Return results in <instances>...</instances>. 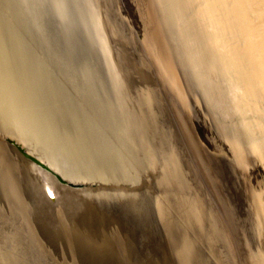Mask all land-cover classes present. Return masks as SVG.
<instances>
[{"label": "rangeland", "instance_id": "1", "mask_svg": "<svg viewBox=\"0 0 264 264\" xmlns=\"http://www.w3.org/2000/svg\"><path fill=\"white\" fill-rule=\"evenodd\" d=\"M194 3L188 2L187 12L177 0H0V38L8 36L12 44L11 47L7 43L10 56H16L17 47L29 54L25 64L34 69V82L41 88L37 98L34 97L37 112L50 115L51 111L46 109H63L77 115L80 126L101 129L114 145L117 143V148H131L132 154L138 153L149 164L135 173L137 179H133L134 169L129 171L131 178H125L121 170L127 165L118 163L115 153L105 155L107 159L90 153L78 157L75 153L69 154L67 159L60 154L70 168L78 164L79 169L93 170L80 174L82 179L122 183L131 179L148 189L139 196L138 192L126 189L116 192L88 186L85 181H75L77 174L46 160L45 150L23 137L20 128L27 125L23 117L14 123L13 130L8 129L12 122L9 115L4 124L0 123V235L5 237L0 241V252L4 256L13 252L14 241L19 244L36 240L34 231L30 230L31 234L25 231L11 241L7 234L13 231L6 227L11 223L20 226L32 222L31 217L27 220L18 211L31 204L28 192L34 189L40 192L44 187L47 192L56 191L54 201L57 192L70 196L76 205L72 201L69 204L78 213L83 208L77 206L79 200L73 195L86 201L85 207L89 201L100 205L110 203L115 197L124 202L127 198L134 201L139 211L150 214L149 221L144 222H149L153 231L139 258L151 264L159 260L158 264H264V240L257 228L256 214L252 208L245 213L231 208L234 205L254 207L251 189H262L264 174L259 170L251 176L245 170L249 164L236 157L230 166L241 167V182L236 186L230 180V173L208 152V149L220 150L225 141L234 143L238 138L240 143L244 141L239 103L246 95L245 90L238 77L226 79L222 73L213 77L203 70L197 72L188 63L186 49L191 50L195 59L207 49L206 33L189 19ZM47 91L52 93L48 108L44 107L45 99H49L45 95ZM4 106L16 109L8 103L0 108ZM19 106L17 109H26L22 103ZM251 116L261 118L260 112ZM116 130L119 132L114 133ZM109 143L107 147L114 148ZM149 147L155 149L150 151ZM135 159L129 163L137 164L139 160ZM24 165L32 166L31 181H26L30 178L23 174ZM147 170H152L153 177L147 174L150 182L143 179ZM58 184L68 187L72 193ZM105 210L108 219L94 216L91 223L86 220L83 225L93 227L97 239L108 242L107 235L113 239L110 234L115 231L114 240H119L124 232L117 230L114 214L110 218L109 210ZM46 216L38 218L49 220ZM55 219L59 227L66 220L72 222L64 216ZM68 233L80 239L92 235L79 228ZM116 234L120 235L118 239ZM83 239L98 248L105 245L95 238ZM121 239L114 241L117 248L123 244ZM161 244L168 247L163 248ZM9 255H2L7 259L1 256L0 264L20 262L15 253L10 255L12 259ZM111 258L110 264H119L117 258Z\"/></svg>", "mask_w": 264, "mask_h": 264}, {"label": "bare ground", "instance_id": "2", "mask_svg": "<svg viewBox=\"0 0 264 264\" xmlns=\"http://www.w3.org/2000/svg\"><path fill=\"white\" fill-rule=\"evenodd\" d=\"M177 1L186 8L187 12L189 7L188 2L189 4L192 1L196 3L194 10L191 9V13H188L189 19L196 22L207 35L205 37V45L207 49L205 51L199 52L196 59L192 57L191 50L186 49L187 50L186 57L189 61L188 63L191 64L193 67H196L197 72L203 70L205 73L213 77L219 73H222L226 79L227 78L230 79L231 77L234 76L238 77V79L240 80L239 84L242 86V89L245 90L243 94L246 95L241 98L242 103H239L241 104L239 113L241 115V119H243L242 136L244 138V141L240 143L241 139L238 138L239 140L235 141L236 142V143L234 142L235 144L231 141H225L221 145L220 150L208 149V152L210 153L211 157L215 159L216 162H218L220 165L223 166L222 169H225L227 170V172L230 173L229 175L230 180L232 181V183H234L237 186L241 182V167L236 166L230 168V166L235 163L234 159L236 157L242 158L247 164H249L248 166L245 167V170L251 176L256 171L259 170L262 171L264 174V0H177ZM3 37L6 38L1 40ZM3 37L0 38V67H2L0 69V107L2 106V104L8 103L11 108L14 107L16 109H8L5 106L3 107V109L0 108V123L5 122L7 117L11 115L12 122L8 124V129L10 128L11 130L12 128L13 130L14 123L18 122V120L21 117H23V122L27 124L25 125L26 127L25 126L22 127L25 130L19 127L22 130V132L21 131L20 132L23 134V137L27 139L29 138V140L34 141L35 144L43 148L46 153L45 154L46 157L44 158L46 160L53 161V164L55 163L56 167H64L70 172L77 174L78 178H76L75 181H79V182L85 181L87 182L88 186L90 184L91 187L101 190H115L116 192H118V190L126 189L128 192H138L139 196L140 194L144 195L143 192H146L145 190H147L148 188L147 189L141 188V184L138 185L135 182H131L130 181L131 179L128 180L127 183L111 182V180H104V179L102 180L82 179L81 178L82 175L80 174L92 173L93 170H88L89 167L88 168L86 167L84 168L87 169V171L85 172L83 168L81 169L78 168V164L75 165L76 167L72 166L70 168V165L62 160L63 159L62 156L65 155L64 157L69 159V154H74V153L76 154V157L82 155L83 153H87V154L90 153L93 156L94 154L95 155L97 154L99 156L102 155L103 158L109 156L112 153H115L118 155L117 156L118 159H116L118 163L127 165V166H123L121 170V173L125 174V178L128 177L131 178L129 171L131 169H134V172L132 174L133 179H137L135 173H138L139 171L146 169L145 167L149 165V164L146 165V159L140 156L138 153L132 154L129 151V149L131 148L129 149L124 148L123 146L125 145H121V147H123L124 150L121 148H117L116 147L117 143L116 145H114L113 144L114 141L110 137L105 135L103 133L104 131L103 132L99 131L101 129L96 131L95 128L90 127L91 126L90 124H89L90 126H84V127L82 125L80 126L79 118L77 117V115L73 116L72 114L66 112L63 109H46L47 111H51L49 112L50 115L44 113H38L37 112L38 107L34 102V97H36V95H39V90L41 88H38V85L34 82L35 79L34 76H32V71L34 69L32 70L31 65L25 64V62L28 61V58L26 57L27 54H25V51L23 49L20 50L18 47L15 48L14 54L16 56H10L11 50L9 49V46L12 47V44L8 36L4 35ZM3 41L5 43H3ZM7 43H9V46L7 45ZM193 46L195 47V45ZM51 94L49 93V91H47V93L45 94L48 95L49 99L48 100L45 99L46 102L44 103V107L45 106H47V108L50 107L49 104H51V100H52L50 99L52 98ZM21 103L23 107L26 109H21V108L17 109V107H20L19 105ZM258 112H260L261 118H254L251 116V114H256ZM90 128H93V130L88 131ZM8 129L6 130L4 129V130L7 131ZM92 131L95 132L92 133ZM117 132H119V130L114 131V133ZM28 133L30 135H28ZM115 139L117 142L118 136ZM151 140L152 139H150V141ZM108 143L113 145L114 148H108L107 147ZM149 148L150 151L155 149L154 147L153 148L149 147ZM108 149H111V151L109 152ZM132 158L133 159L137 158L135 159V161L139 160L138 163L135 164L136 166L133 164L132 161H131L132 164L129 163V160H132ZM71 160L72 159H70V161ZM31 167L32 166L28 167V165L25 166V170H24L25 173L23 174H25L26 177L30 178L29 180L26 181L32 180L33 175H31L32 173V169H30ZM151 172L152 170H147L146 172L143 173L144 176L143 179H146V182L149 181V178H147V174L153 177V174H151ZM262 182H264V179H262ZM59 186L65 191L72 193L71 191H69L70 189L68 187L63 185H59ZM41 189L43 191L40 192L37 189H34V192L27 191L30 201L28 199L26 200L31 202V204L30 203L27 204L28 201L27 202L25 201L27 206L21 205L22 206L21 208L23 210L19 209L18 211L27 220L29 219V217H31L32 222H26L20 226H18L15 223H11L9 225L6 224L8 225V227L6 228H9V230L13 231L12 234L9 235L10 232H8L7 234L9 236V239L10 238L13 239V240L11 239V241L16 240V238L25 231H29L28 232L29 234H31L30 230L32 232L34 231L33 236L36 240L33 239L34 241H30V243L20 242L19 244L17 243V241H14L15 248L12 249L13 252L11 253L12 254L15 253L14 257L20 261L18 264H40V263L41 264H110V260H109L110 257H112L111 260L117 258V260H119V264H151L152 263L142 260L144 259L142 256H141L142 259L139 258L140 254H143L142 251L145 247V244L150 241V239L147 237H149L150 233L153 231L152 227L149 226V222H144L145 220L149 221L150 214L147 215L148 212L146 211L147 212L146 213L145 210L143 211L140 209L139 211V209L136 208L137 204H135L134 201H129V199L127 198V200H125L126 202H124V200H121V198L115 197L110 201V203L100 204V205L96 204V202L93 203L92 200L87 202L88 205L85 207L83 202L85 203L86 201L78 198V196L75 197L73 195L72 197L76 199V201L79 200L77 206H80V209L83 208V210L81 209L82 211L80 210L81 213H78L77 210H74L75 207L73 209L72 207L73 205L71 206L69 204L72 201L70 196L62 195V193L60 194V192H57V200L54 201L53 193L54 194L56 193L55 190L52 192H47L44 187H41ZM22 190L23 189H21V191ZM47 190H48V186H47ZM58 194H60L61 196L60 195L58 196ZM251 194L253 195L254 198V207L245 208L240 205H234L231 208L233 210L238 208L241 213L248 212L252 208L254 214H256L258 218V222L256 221L255 222L258 224L257 228L260 230L259 232L263 236V239L261 238V240H264V183L262 185L261 190L256 191L255 189H251ZM33 199L35 203H33ZM73 204L76 205L74 202ZM129 205H132L133 208L132 207L130 208ZM105 209L109 210V217L112 214H114L113 216L116 217V218L114 217V219H117V224H116L118 225L117 230H121L124 232V233L122 232L123 234H121L122 237L120 235L119 236L120 239L122 238L121 242L123 244L126 243V247L128 248L126 251H123L126 248L123 247V244H120L122 245L120 246L121 248L119 246L117 248L116 243H114V241L120 240V239L114 240L113 234L115 231L111 233L112 235L110 234V236H112L113 239H111L107 235V239H108L107 242L101 240L100 238L97 239V237L93 235V231H94L93 227L92 229H90L91 226L88 227L89 225L88 226L83 225L84 224L83 222H85L86 220H88V222L91 219L94 220V216L98 218L104 216V218L106 219L107 218L106 214H108V211H106ZM156 212L158 217L159 211L156 210ZM46 214H47L46 217H48L49 220L38 218V217H44ZM250 214L251 213H249V215ZM63 216L65 218H69L70 221L72 222L69 223V221L66 220L67 223L66 222L62 223L61 224L62 226L59 227L58 223H56L57 221L55 217L61 219ZM72 217H75L77 220ZM159 218L160 217H158V219ZM152 219L155 220L154 218ZM77 228L82 229V231H85L86 233L92 234L90 236H86L84 239L89 240L90 238L93 239L95 238L98 241V243H100L101 245L103 244L105 245L102 246V248H98L89 244L90 241L88 243L83 242L82 241L83 238L80 239L74 236L75 234L71 235L70 233H68L69 230L71 231L72 229H77ZM2 235L4 236V234ZM103 236L105 238V235H101V238H103ZM119 236L116 239H118ZM0 237L2 236L0 235ZM4 238L2 237L0 241H3ZM251 242L256 243L253 241ZM149 246H151V243ZM162 246L163 245L161 244V247ZM164 246L166 247L167 245ZM247 246L250 247L249 245ZM253 246L256 245L253 244ZM156 249H158V247ZM170 250L172 249L170 248ZM170 250L169 252L171 253ZM172 252H174V250ZM3 253L0 252L1 254L0 258L2 255L4 256ZM8 253L6 255H9ZM6 255L4 257H6ZM10 255L8 257H10ZM14 257H10V258L12 259ZM155 262H153V264Z\"/></svg>", "mask_w": 264, "mask_h": 264}]
</instances>
